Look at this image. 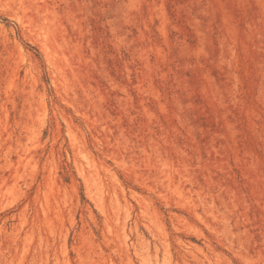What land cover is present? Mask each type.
<instances>
[{
    "label": "rangeland",
    "instance_id": "rangeland-1",
    "mask_svg": "<svg viewBox=\"0 0 264 264\" xmlns=\"http://www.w3.org/2000/svg\"><path fill=\"white\" fill-rule=\"evenodd\" d=\"M0 264H264V0H0Z\"/></svg>",
    "mask_w": 264,
    "mask_h": 264
}]
</instances>
